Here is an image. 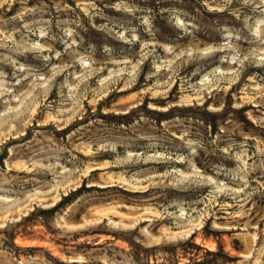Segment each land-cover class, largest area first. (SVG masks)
<instances>
[{
	"label": "rangeland",
	"instance_id": "obj_1",
	"mask_svg": "<svg viewBox=\"0 0 264 264\" xmlns=\"http://www.w3.org/2000/svg\"><path fill=\"white\" fill-rule=\"evenodd\" d=\"M0 264H264V0H0Z\"/></svg>",
	"mask_w": 264,
	"mask_h": 264
}]
</instances>
